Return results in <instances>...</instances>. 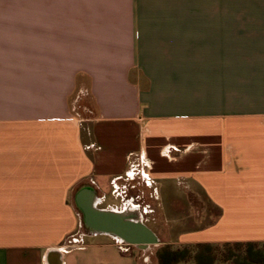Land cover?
I'll list each match as a JSON object with an SVG mask.
<instances>
[{"label":"crops","instance_id":"0c3cea01","mask_svg":"<svg viewBox=\"0 0 264 264\" xmlns=\"http://www.w3.org/2000/svg\"><path fill=\"white\" fill-rule=\"evenodd\" d=\"M139 174L216 211L177 242H264V0H0V264H137L75 196Z\"/></svg>","mask_w":264,"mask_h":264},{"label":"rangeland","instance_id":"374dc122","mask_svg":"<svg viewBox=\"0 0 264 264\" xmlns=\"http://www.w3.org/2000/svg\"><path fill=\"white\" fill-rule=\"evenodd\" d=\"M82 105L92 108L90 99L85 97L82 101ZM74 106V112L79 116H90V114L82 108L80 101L78 103H72ZM81 105V108L79 107ZM85 108V107H84ZM86 111L87 114H84ZM84 114V115H83ZM146 177L139 174V177L128 178V180L123 181V184L119 185L120 194L124 199H131L136 204L139 205L138 210L132 211L131 209L125 210L126 214L131 219H140L157 237V242L155 244L149 245L145 248H139L135 245L123 246V248L128 249L132 255H134L137 264H173V258L167 252H165L166 247L171 250L182 248L183 246L191 245L193 243H179L177 242V237L180 232L186 230H193L198 227L205 226L210 222V220L216 214L215 210H211L209 206L202 201L200 194H181L172 195L171 201L177 202L169 204L162 203L150 196L149 191L154 193V185L145 183ZM185 188L184 185H179ZM181 197V199L179 198ZM151 198V199H150ZM177 198V200H176ZM120 207V204H118ZM104 204L101 203L98 207H103ZM79 210V209H78ZM124 211V210H123ZM82 213L79 210V217L81 220L80 232L83 233V238L85 240L92 239L94 236L91 235L90 229L82 221ZM84 241V240H83ZM255 249H259L264 253V245L254 248L253 251L256 253ZM216 254V260L213 264H244V257L249 256L250 253L245 247L238 250H233L232 253L235 256L228 255L223 246H220L218 251H214ZM252 253V252H251ZM227 254V260L225 259ZM254 260L257 258L250 257ZM173 262V263H172ZM193 263V260L181 261L174 264H186Z\"/></svg>","mask_w":264,"mask_h":264},{"label":"water","instance_id":"95a60500","mask_svg":"<svg viewBox=\"0 0 264 264\" xmlns=\"http://www.w3.org/2000/svg\"><path fill=\"white\" fill-rule=\"evenodd\" d=\"M75 201L84 224L91 231L108 233L142 249L157 242L155 234L139 218L129 219L116 211L97 208L95 193L91 188L78 190Z\"/></svg>","mask_w":264,"mask_h":264},{"label":"trees","instance_id":"16d2710c","mask_svg":"<svg viewBox=\"0 0 264 264\" xmlns=\"http://www.w3.org/2000/svg\"><path fill=\"white\" fill-rule=\"evenodd\" d=\"M260 244L264 245V242H197L174 250L166 247L165 252L171 255L173 261H175L174 263L192 259L194 264H213L216 260V254L214 251H218L220 246H223L228 255L232 256L236 255L232 253L234 249L238 250L245 247L250 255L244 257V264H264V253L259 249H255L256 253L253 251V249L260 246ZM224 256H226L225 259L227 260V254ZM255 256L257 257L255 260L254 258H250Z\"/></svg>","mask_w":264,"mask_h":264},{"label":"bare ground","instance_id":"6f19581e","mask_svg":"<svg viewBox=\"0 0 264 264\" xmlns=\"http://www.w3.org/2000/svg\"><path fill=\"white\" fill-rule=\"evenodd\" d=\"M133 208H134V207H133ZM118 213H119V212H118ZM122 214H124V215H125L126 213H124V212H123ZM129 218H130V217H129ZM130 219H131V218H130Z\"/></svg>","mask_w":264,"mask_h":264}]
</instances>
